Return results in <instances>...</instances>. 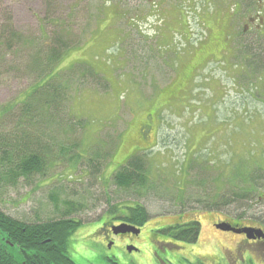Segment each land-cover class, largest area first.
I'll return each instance as SVG.
<instances>
[{
	"label": "rangeland",
	"instance_id": "obj_1",
	"mask_svg": "<svg viewBox=\"0 0 264 264\" xmlns=\"http://www.w3.org/2000/svg\"><path fill=\"white\" fill-rule=\"evenodd\" d=\"M246 3L0 0L7 9L4 15L0 13L1 25H7L11 17L16 32L24 39L44 43L45 52L54 37H62L72 46L46 77L51 83L67 81L65 125L71 124V128H66L65 134L61 131L43 176L35 174L27 180L21 178L15 186L0 187V209L26 223L67 216L81 221L68 236L66 247L76 264H112L113 254L120 264H163L157 253H164L157 242L164 241L166 235L176 238L171 244L182 247L167 248L168 263L188 264L214 253L220 240L233 237L213 228L218 219L236 218L249 224L255 211L264 218V197L259 200L264 194V66H256L250 58V65L243 64L247 57L244 47L257 37L252 26L247 25V33L241 32L245 19L255 14L254 7L246 9ZM258 4L264 7V1ZM234 13L237 16L230 30L227 22ZM244 13L245 19L238 17ZM229 32L232 41L223 42L220 56L214 55L210 62L201 60L206 43L203 37L219 33L223 38ZM254 47L247 51L253 53ZM30 55L31 49L13 47L0 62V104L19 103L29 91L34 81L28 69ZM263 63L264 59H257L258 65ZM90 68L102 81H97ZM98 82L105 87L108 83L110 88L103 89ZM172 88L179 93L173 108L160 109L158 105L168 100ZM147 108L155 112L153 126L158 132H151V138H157L149 157L152 186L140 192L119 189L112 182L115 167L129 152L126 142L136 137L139 122L149 113ZM75 121L81 124L74 126ZM3 123L6 131L12 127ZM98 152L99 173L95 175L88 160ZM190 157L195 161L188 168ZM229 165L231 176H227ZM224 177L232 178V185L246 188L253 180L249 199L222 205L232 188ZM215 194L217 201L212 204L217 206L210 207ZM63 200L84 206L65 215ZM106 200L123 209L144 205L149 216L136 224L152 229L147 233L149 244L121 253L106 241L100 242L95 231L107 218ZM179 215H190V220L186 219L183 228L169 227L177 223ZM196 216L200 221L198 237L188 247L182 246L180 240L187 237ZM162 227L165 230H159ZM184 228H188L184 236L174 235V230Z\"/></svg>",
	"mask_w": 264,
	"mask_h": 264
},
{
	"label": "trees",
	"instance_id": "obj_2",
	"mask_svg": "<svg viewBox=\"0 0 264 264\" xmlns=\"http://www.w3.org/2000/svg\"><path fill=\"white\" fill-rule=\"evenodd\" d=\"M259 1L262 4L264 0H247L246 9L254 7V12L256 13L259 7H263L258 4ZM256 3L257 6L255 7ZM233 10L234 7L231 8V12ZM5 12H7V9L0 5V13L4 15ZM246 14L247 13L241 14V16L238 17L245 19L244 16ZM234 16H237V13H234L228 19V28H230ZM219 18H221V15ZM9 20L7 25L4 24L5 26L0 24V62L4 60L5 55L8 51L13 49V47L20 48L21 50H26L27 48L31 49V62L28 65V69H30V72L33 74L34 81L31 83L29 91L25 93L19 103L11 100L6 104H0L1 188L15 186L21 178L27 180L32 178L35 174L43 176L48 159L53 157L54 149L59 143L58 139L59 136H61V131L65 134L67 133L66 128H71V124L65 125V117L69 112L66 111L68 100L67 81L64 80L63 84L54 81L51 83L46 77L52 74L54 67L62 59L63 54L68 49L72 48V46H68L62 37H54L53 45L50 50L45 52L46 46L44 43L38 44L31 38L24 39V37H22L19 32L17 33L12 26L11 17H9ZM245 21L246 23H244L241 32L243 34L247 33V25L249 27L252 26V31L257 37H254L255 39L249 43V46L244 47L245 53L243 54H246L247 57H244L245 61L243 64L250 65L248 59L250 58V61L255 63L256 66H264V63L260 65L257 64L258 58L264 59V22L261 23L260 28H257L255 26V24L259 23L257 18H254V22L250 17L245 19ZM262 21H264V16ZM232 35V32H229L221 38V34L219 33H207L205 37H203V42L206 43L201 50V60L210 62L209 60H211L214 55L217 54L220 56V49L222 44H224L223 42H231ZM253 45L256 46L253 49L256 51L249 53L247 50ZM208 65H210V63ZM88 71L96 77L97 81H102L98 72L92 68L88 69ZM98 85L103 89L110 88L108 83H106L108 87H105L103 84L101 85L100 82H98ZM167 95L168 100L165 99L158 105L160 109L165 108L171 110L174 106L173 102L179 93L176 89L172 88ZM153 96L149 97L151 101L154 98ZM14 108H17V110L14 111ZM154 113L155 112L149 109V113L146 112L144 116L150 118ZM152 119L154 120L153 117ZM3 122L11 123L12 127L6 131L3 128L5 124ZM72 124L76 126L81 123L80 121H75V123ZM157 134L158 132L156 135ZM155 141H157V139ZM100 155L101 152L95 153L93 156L94 159L90 158L88 160L90 172L95 175L99 173V169L96 166L99 165L100 160L96 158ZM149 155L150 153L145 152L141 155L131 156L129 160L123 159V163L114 171L112 182L119 189H133L138 192L148 186H152V182L149 180L152 168L151 165H149ZM194 161L195 160L190 157L187 167H192ZM229 167L230 170L227 176H231V166L229 165ZM157 169L161 171L159 167H157ZM234 177L237 179L236 174ZM224 180L226 181L225 184L228 183L233 189H229V193L225 198L223 197L224 200L220 202L222 205L237 202L239 199H249L250 191L254 190L253 180H251L252 184L249 185L248 188L240 185H232V178L224 177ZM215 196L216 194L213 197L214 200L210 198L211 203H209L208 206H217L212 204V202L217 201L215 200ZM51 197L52 200L54 199L55 202L57 201L54 196L51 195ZM106 201L108 204L106 212L110 214L117 212L118 204H110L109 200ZM62 204L67 211L65 215L71 213L73 210L78 211L84 206L72 200H63ZM127 211L131 224H141L149 216L144 205L138 203L134 204L133 207H127ZM80 223L81 221L72 216L60 217L59 219H48L37 223L27 221L26 223L24 220L11 217L0 209V264H75V262L69 258L66 247L68 236L79 227ZM198 230L199 223L193 222L190 224L187 237L184 240L190 243L194 242ZM178 236L182 235L179 234ZM33 254L36 256L35 259L32 256Z\"/></svg>",
	"mask_w": 264,
	"mask_h": 264
},
{
	"label": "flooded vegetation",
	"instance_id": "obj_3",
	"mask_svg": "<svg viewBox=\"0 0 264 264\" xmlns=\"http://www.w3.org/2000/svg\"><path fill=\"white\" fill-rule=\"evenodd\" d=\"M260 8L261 7H259V9ZM256 15H258V18ZM262 15L264 16V13H261L260 11H257L254 14V16H256L257 20L259 21L258 24H255L257 28H260L261 23L264 22L262 21ZM252 21L254 22L253 17ZM141 120L142 121L139 122L138 130L135 135L136 137L133 139H128L126 142V147L130 152L126 159H128L131 155L151 150L152 143L154 142V138H151L152 130L154 131L155 135V127L153 126L154 120L152 117L148 118L145 116H143ZM261 198L262 197L260 196L259 200ZM106 215L107 218L103 223H101V227L95 231V234L98 236V238H100V242L102 240L106 241L108 246L117 247L118 252L121 251V253H124V251L126 253L135 252L144 248L146 244H149L147 233L151 232L152 229L146 225L140 226L134 223L131 224L129 221V214L126 209L122 208L119 209L118 212ZM198 216L194 221L199 223L200 221H198ZM189 217L190 215L176 216L175 222L177 223L169 227L172 228V226L176 225L182 227L186 224V219L190 220ZM183 218H185V222L182 220ZM250 219L251 220L249 224H245L241 219L239 220L236 218H229L228 220L218 219L217 222L213 223L212 226L216 231L225 235H232L233 237L228 240H220L218 250H216L214 253L209 252L205 257L210 259L212 264H264V218H260V216L256 215L255 211L254 213H251ZM221 221L230 223V225L239 232L232 230L224 231L220 228L218 229L216 225ZM124 224L127 226L124 227L125 231H123V233H115V229L120 225L124 226ZM128 226L133 227V229L130 230ZM246 227L260 230V232L257 234L251 231V233L247 235L246 233L240 231V229ZM161 229L165 230V227L159 228V230ZM187 229L188 228L174 230L173 233L174 235L181 234L184 236ZM175 239L176 238L172 235H166V239L164 241H156L161 248V252L164 253H157L163 264L168 263V260L166 259L167 248H182L180 245L171 244L177 241ZM95 241L98 242V239L96 238ZM180 243L183 244L182 246L185 245L188 247L189 245V243H187V241L184 239L183 241L180 240ZM32 256L34 259L36 258L35 254ZM112 257H114L112 264H120L115 254H113ZM205 257L202 255L196 257L197 260L193 259V261H188V264H211L207 262Z\"/></svg>",
	"mask_w": 264,
	"mask_h": 264
},
{
	"label": "water",
	"instance_id": "obj_4",
	"mask_svg": "<svg viewBox=\"0 0 264 264\" xmlns=\"http://www.w3.org/2000/svg\"><path fill=\"white\" fill-rule=\"evenodd\" d=\"M124 227H127L126 224H124V226L117 227L115 229V233H123V231H125ZM217 227L222 229V230H225V231L232 230V231L239 232L235 228H233L230 224H227V223H219V225H217ZM128 228H130V230L133 229V227H130V226H128ZM240 231L246 233L247 235H249L251 233V231L255 232L257 234L260 232V230H256L253 228H242V229H240Z\"/></svg>",
	"mask_w": 264,
	"mask_h": 264
}]
</instances>
